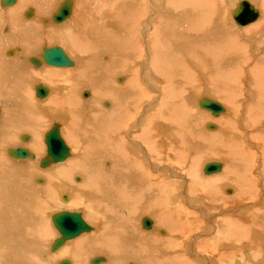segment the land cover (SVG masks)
<instances>
[{
    "label": "bare ground",
    "instance_id": "6f19581e",
    "mask_svg": "<svg viewBox=\"0 0 264 264\" xmlns=\"http://www.w3.org/2000/svg\"><path fill=\"white\" fill-rule=\"evenodd\" d=\"M2 1L3 0H0V6L5 7L2 5ZM65 1L69 2V4H70L69 15L62 22H55L53 19V15L57 13L60 6ZM149 1H150V5H152L153 1L154 2L158 1L160 3V6L161 5H164V6H162L163 8H161L160 10L158 9L159 12H157L158 10L154 9L155 7L153 8V6L149 7V5H147V3H149ZM153 1L152 0H100V1H98V0H90V1L82 0L81 1L82 6H80L81 8L84 9L88 6H93V11H94L93 14H89L90 21H87V22H91V23L83 25L82 21H80V20L84 17V13L77 11L73 17L72 16L73 15V0H63L60 4H58L59 6L55 10V12H53L51 15L49 14L50 19L40 20V22L43 24L49 23V22L51 24H57V25L63 24L62 26H53V28L51 26L50 27L51 31L48 30V32L51 34V33H53L52 31H54V30L61 31V33H63L64 37H61V40L58 39L57 40L58 43H56V44L60 43L62 45V44H65L66 42L69 41L71 43V45H73L75 47V49H77L78 53H76V54L81 55V57H79V58L76 56L78 58L77 59L78 62H76V64L74 65L73 59L71 60L68 57L69 51L66 50V53H67L66 54L65 51L59 47L64 52V54L67 56L69 61H71L72 64L69 66H66V67H57L60 69H57V68L49 69V72L54 73L52 75H54V76L58 75L59 76V78L61 79V83L66 82L67 78H69V80H71V75L74 76V78H72L71 85H69V87L66 88V89H68L67 93L66 94L63 93L64 96H60V97H64L63 98L65 101L64 103L68 105V107H69L68 111L72 117L69 119L68 123L65 120H63L64 123L62 122L63 124H66V126H67V128H65V131H66L65 132V139L67 138L71 143H73L72 146L77 151L76 152L77 156L74 157L75 151L74 152L72 151L74 153V155H73V153H71V149L69 148V146L63 141L65 146L68 148V151H69L68 157L64 161L58 162V163H52L49 161V165L47 167L43 168L40 166V162H41V159H43L47 156L46 145H45V154L44 155H43V153H39L40 143L33 145V151H30L32 149L29 150L25 147L8 148L6 151V154L9 157H11L15 160H19V161L22 160L24 162H26L27 160H35V161L37 160L36 162H37V165L39 168L45 169L46 171L48 170V174L46 177L50 178V180H51L50 182L48 181L46 183V185H43L40 187H29L27 189V188H25V183L23 180V179H25L24 175L26 174L27 177H30L31 174L36 173L37 171H36V169H34V168H36V164L30 163L32 165L31 166L28 163L31 166V168H29V170H27L25 172H22L21 169H19V167H17L18 165H12L5 158H3L0 154V264H49L50 263V262L47 263L46 261H44L45 259L42 261L40 259L42 257H39V256H40V254H42L41 252L43 250L44 245L47 242L46 240L52 235V229H51L50 225L53 224V221L51 220L49 222L51 224H49L42 217V214H41L42 206L41 205L43 202L40 201L36 197V194L41 192V193H44L45 195L48 194L49 196H52V194L54 192L53 189H55V188H53V186H56V189H55L56 191H60V190L66 191L67 190V192H68L69 189H70V191L76 190L77 195H78V199H77L76 204L74 206L79 208L80 203L83 205H87V210L94 213L93 218L96 220V222L101 221V223H103V225L100 228L97 225L92 226V224H91V226H92V228H91V226H89L83 220L90 227L89 231L82 233L83 235L80 234L81 236L80 235L77 236L78 238L75 237L76 239L73 238V239L65 241L59 248H57V252L60 253L59 256H62L64 258L63 260L68 261L70 264H74V263H76V264H86V263L91 264V261L95 258L102 259L98 263V264H102V263L107 262V260H108L107 257H105V254L107 256H109L108 258H109L110 262H107L108 264H132L131 261H134V262L139 261L140 264H196L195 262L189 260L188 257H186L185 252H187V254L192 252V254L194 255V258H192V259L197 260V258L199 257L202 264H210L211 262H213V260H214L213 258H215V256L214 257L212 256L213 257L212 261L209 260V258H211V256L210 257H208V256L207 257L206 256L201 257L199 255V253L196 252V250H195L196 247L198 248V250L199 249L203 250V251L207 250V251L215 254L217 262L219 264H236V263H238L237 259L239 258L238 255H240V253H238L239 244L236 243L235 237L242 236V234L244 232L242 226L245 225V224H243V222H241L239 220V219H241V217L239 216L238 213L234 214L235 215L234 218H230L229 220L227 219L228 221L225 220L223 222L224 231L223 232H217V235L218 236H225V239L223 241L220 239L218 241V243L213 238L212 239H207V238L205 239L204 238L205 240L203 239L202 242L200 243V246H199L196 243H194L193 240L190 241V237H187L188 233H186L187 236L183 235V229L185 227H180L177 223H176V227H177L176 230L179 231L180 235H182L183 237H187L185 240L186 243L183 246H180V243H176L178 241L177 239H179L180 237H177L176 239H173V240H169L170 237H166V239H164V237L161 238L160 236L158 237V235L155 236L153 231H154V228L157 227V225L161 224L162 219L160 217H158L159 218L158 220H155L154 218H152L153 221L149 217H142V216L139 217L140 219L138 218L139 219L138 224L140 225V228H141L140 232L137 230L132 232L134 230L136 224L132 223L131 215L133 212H137V213L142 214V213L147 211V206L145 203H146L147 199L151 198V196L155 193V189H156L155 186L157 185V182L160 186H162L166 189L176 188L178 190V188L183 186L181 184H185L187 178H189L190 179V181H189L190 185H191V182H199L200 187H202L203 190H204V188H208V190L206 189L200 193H199L200 190L197 191L198 193H196V192L191 193L192 199H190L191 200L190 202H186V204L188 203L187 209L193 211L194 207L196 206V203H199V205L201 204V202L198 201V198H199L198 196L200 194L205 195V193L208 192L212 195H215V194H213V192L211 193V191H210V189L216 190V188H212V186H215L217 184H219V186H224L225 184L228 185L227 183L234 184V187H235L236 192H237V196L235 197V199H233V200L231 199V202H233V204H235L236 206L239 205L240 207H241L240 204L243 203V205L245 207V206H247V204L244 202L245 200L254 199L253 195H252L253 197H250L251 195L248 197L247 195L248 194H254L255 195L257 190H258V186L261 187V183H262L261 181L264 180V177H263V179L257 177L256 180L252 179L251 181H245L242 178V176L237 175L238 171L235 168H233L235 165V161H233V159L237 153H241V154L243 153V150H241L242 146L237 147L236 144H234V138L233 137H231V139H229L231 141V144L228 145L224 141H220V138L222 136L220 138H218L216 142L219 144L225 143V145H222V146L226 147L227 151L222 150L221 152L220 151L219 152L220 153L229 152V154L227 153L226 155L221 154V158L223 156H226V158H228V162L230 163V165L225 163L223 166L224 168H222L223 164L221 162L211 161V162H207V163H218V164H220L221 169L224 170L223 173L220 176H218L217 178H206V179H203V178L201 179L195 174L193 168L196 166V163H198L199 160L205 159V157H206V154L204 153V151H202L200 153V156L197 158H194V159H189L187 156H184L185 159L190 161L189 169H188L189 172L187 171L185 174L184 173L185 171H184L183 172L184 179H181V176H179L177 174V171H179L178 170V167H179L178 158L175 159L176 156H174V155L178 152H182L184 149L181 150L180 148H176L174 145V142H175L174 141V139H175L174 135L176 132L171 131V130L173 128H176L175 127L176 124L174 125V127L172 129L167 128L169 130L170 134H168L169 138H165L164 133H166V131L163 129V127H161L163 125H154L153 127H151L148 124H143L142 126H139V124L141 122H143V119L140 118L141 117L140 115H139L140 117L137 115L129 116L127 111H125L123 108L122 109L120 108V107L124 106L123 103L119 100V99H123V97H125L127 100H130V101H131V97H132V99L134 101H139V104H140V102H143L142 99L143 100H149L152 97V96L150 97L149 94L148 95L145 94V96H143L142 93L140 92V84H139L140 82L137 81L136 79L135 80L137 82L136 81L133 82L131 80V77H130V71H132V68H135L134 71H135L136 78H138L140 81H142V79H143L144 85L146 84L149 89L154 88L145 78H143L142 75H144V73H142V75L139 76V74H141V70H143V69L138 70V68H139L138 66L142 67L146 62L144 60H141L139 63L136 62V64L138 63V65L134 64L132 66V64H131L132 63L131 60H133L135 63V59H138L135 57V55L138 54L137 51L141 52L142 50L146 51L148 49H151L153 51V53L155 54L154 60H152V59L150 60V57L148 58L149 63L152 61L153 68H151V70L158 72L159 75L166 80V82H165L166 84L171 79H172L171 84H174L176 77L180 74V73H178V71H179L178 68L180 67V68H183L182 70H184V67L186 69V67L188 66V69H189L190 68L189 63H191L192 60L195 61L194 62L195 67L199 66V68L200 67L205 68V70L207 71L206 72L204 70L203 71L201 70L202 73L199 72V74L202 75L201 78H203L202 79L203 81L205 80V77H206L205 75L209 76L206 73L210 74L209 71L213 72V70H216L217 73H215V74L216 75L218 74L216 76V77H218V80L216 79L217 80L216 81L213 79V81H216V83L212 84V87L209 89L212 91V94L214 93L215 95H218L219 94V88H221L223 90L221 98H223V99H225L227 95H230V93H232V96H233L237 92L236 87H234L236 77H238L237 73L240 72L239 70H236V67H235V66H237V62L240 63L243 67H245V65H247V62L249 60L248 57L256 56L255 53H254L255 55H253V54L250 55L251 52L249 54H247L248 52L247 53H244V51L242 52V47H241L242 41H239V40L233 41L232 38H231L232 41L226 40V39H228L227 36L229 35L230 31L232 29H234L232 26H231L232 28H230V27L227 28L226 27L227 25H225L226 23H224L222 20V19H224V16H225V14H223V12H224L223 9L225 8V4L227 3V1H225V0H153ZM241 1H243V0H241ZM244 1H247L249 6L255 12H257V14H258L257 18H256V20H257L259 14H260V11L256 8L255 5L250 3L248 0H244ZM14 2H15V0H14ZM54 2H55V0H17V4L15 6L9 8L3 12L0 11V29H1V26L3 24L1 21L5 20L7 17H8V20H11V22H9V23L13 24V22H15V21L17 22L19 20V18L21 17V15L25 14V10L28 8L27 6H29V5H34V7L36 6L37 7L36 10L38 11V13L43 16V15L47 14L48 12H50L52 9H54V7H55ZM13 4H10V5H13ZM10 5H6V6H10ZM155 5L159 6V4H157V3ZM238 6H239V4H232V6L229 8L228 16H229V19L231 20V22H234V24L239 28V27H244V26L237 25L233 19V14L235 13ZM156 8H159V7H156ZM127 12L129 13V16H126ZM150 12H151L152 16L148 19H149V21H154V24H156L155 26L153 24V26L155 28L153 29V27H152L153 31L150 32L153 36V39L152 40L149 39L148 35L150 33H147V31H149V29L147 31H145L146 33H145V35H143V38L147 37L146 38L147 43L141 41L142 42V48H143L142 50L139 49L141 51H139L137 48L134 47V45H136V43L135 44L132 43V42H136L134 38H133L134 41H132L131 40L132 38L130 39L129 38L130 35L128 36V34L125 37L121 33H117V34L113 33V31H112L113 26L109 27L108 21H107L108 22L107 24L105 22H103V20L106 17H110V20H111V18H113L114 20L115 19H118V20L121 19V21H124L126 23V25H127L126 27H127V31H128V29L130 27V24H128V21H130V23L133 24L134 22L132 23L131 21L135 20L138 17L140 18L145 13L147 16V13L149 14ZM125 13H126V15H125ZM34 14H35L34 9L32 10L31 8H29L25 17L26 18H32V17H34L33 16ZM19 15H20V17H19ZM255 21H253V22H255ZM139 22H140V20H139ZM143 22H145V21H141L140 24L143 25ZM32 23H33L32 21L28 22L27 25L30 26ZM117 23H120V22H117ZM249 24H251V23H249ZM249 24H247V25H249ZM121 25H122V23H121ZM146 25H148V24H146ZM247 25H245V26H247ZM123 26H124V24H123ZM131 26H133V25H131ZM148 26H147V28H148ZM187 26L194 27L193 29L196 32L200 31L201 33H203V34H201V36L203 35V40L200 38L201 39L200 41H202L200 44L197 41L199 39L198 38L193 39L194 37L192 35H191V38H188V40L181 39V37H183V35L180 37L179 33L183 32L185 27H187ZM110 28H112V29H110ZM188 28H186V30ZM36 29H37V27H36ZM144 29L146 30V27H144ZM21 30H23L24 33L19 32V36L23 35L24 37H22V39H23V42H25L24 62L29 63L31 58H36L40 54V44H39L38 40L35 38V32L33 30L25 29V28L21 29ZM131 30H132V28H131ZM133 30H135V29H133ZM188 30H190V29H188ZM238 31L240 34H242L241 30H238ZM16 32H17V29H16ZM126 32H124L123 34H126ZM130 32L131 31H129V33ZM245 32H252V29L245 30ZM159 33H160V36H159ZM56 34L58 36L59 32ZM198 34H200V33L198 32ZM54 35H52V36H54ZM132 35H136V34L133 33V31H132ZM204 35L207 38H205ZM233 35H232V37H233ZM262 35H263V33H262ZM57 36H56V38H57ZM229 36H231V35H229ZM136 37H137V35L135 36V38ZM197 37H199V36H197ZM127 38H129V40L132 42H130ZM140 38L141 37H139V39L138 38H136V39H138V41H139ZM8 39H9L8 37L4 38V37L0 36V99L5 100L6 96H7L11 101H13L18 106V108L16 110H14L12 113H10L9 116H4L2 121H1L0 128L4 132H6V136H8V137L0 139V148L3 147V146H1L2 144H8V143L9 144H15V142H16L15 135L17 133V127L18 126H21V129H23V130L40 129L41 123H39L37 121V118L45 120V116L47 117V115H48V114H46L47 111L42 110V108L37 106L35 103H30L28 98L24 96L22 91H20L19 85L23 86L25 84H28L29 78L32 79L33 75L31 73H27L23 70L21 72L20 77H19L18 82H17V78L15 76H17L16 74L19 73V67L16 65H14V66L11 65L7 60H4V58L2 57V52H3L2 48H4L8 44V41H10ZM141 40H142V38H141ZM179 40H180V43L178 42ZM234 40H236V39L234 38ZM186 41H187V43H185ZM196 41H197V47L198 48L201 47V49L200 48L197 49L196 47H194L193 44ZM245 41H247V40H245ZM138 43H140V42H138ZM184 43L186 45L184 47L186 49V51L191 50L192 52H198L199 57H201V58H199L197 60L194 58H188V56L191 53L189 54V52L183 51L185 49H183L181 52L180 49H178V48H179L180 44H181V46H183ZM226 46H228V48ZM253 47L255 48V52L264 51L262 49L259 50V47H261L260 44L254 43V46L252 45V48ZM49 48H46V49H49ZM51 48H54V47H51ZM69 48H71L70 45H69ZM180 48H182V47H180ZM215 49L219 50L220 52L217 53L215 51ZM246 49H247V47H246ZM22 50H23V48H22ZM251 50H253V49H251ZM10 51H8V54H10ZM144 51H143V53H144ZM101 52H108L106 57L105 56L104 57L107 59H111V61L106 62L104 60V63L99 64L98 60H97V56ZM143 53H142V55H143ZM151 53L149 50L148 54L150 56L153 55ZM83 55H86V57H83ZM248 55H250V56H248ZM136 56H138V55H136ZM262 56H264V55L261 54L259 60L263 61V63H264V57H262ZM133 58H135V59H133ZM40 60L43 61L42 55H41ZM139 60H140V58H139ZM187 60L189 61V63ZM236 60H237V62H234ZM232 62H233V64L236 63L235 66L233 64L229 65ZM255 62H257V61H255ZM44 63H45V61H44ZM121 63H122V65L119 68L117 73L119 76L121 75V77H119L121 79H118V81L122 82V80H123V83L121 85H113V79L115 80V78L113 76L112 87H111L110 82H109V77L111 74L115 75V73H116V71H117V69ZM13 64H15V63H13ZM33 65L37 66V65H40V63L38 62V64H36L33 61ZM7 66H10V68H11V71L8 72V74L6 72ZM48 66H50V65H48ZM226 66H230L232 71L229 73L227 71H224L223 69ZM252 66L253 67H252L251 71L253 72V76L255 75L254 78H256L258 80V82L260 83V84L257 83L256 85L253 84L254 87H256L255 96H258L260 99L257 97V102H255V105H254L255 111L254 110L252 111V113H256L259 116V118L255 117V116L254 117L250 116V119L253 121H256V122H264L262 120L263 119L262 117H264V109H263V112H261L263 114L259 115V110L264 105V66H258L255 64ZM12 67H13V69H12ZM51 67H54V66H51ZM69 67H71V69H66ZM237 67H239V64ZM61 68H63V69H61ZM46 70L48 71V69H46ZM45 71H43V70L37 71V72H35V75L40 76ZM192 71H193V66H192ZM192 71H189V72L187 71L186 74H190V72H192ZM56 73H57V75H56ZM123 74H128L129 78L127 80H125V76H123ZM181 74H182V72H181ZM155 76H156V74H155ZM190 76H191V74H190ZM97 77L99 79V81H98L99 85H100L99 88L105 94L101 95L100 93H94V94L91 93V95L93 94L92 95L93 97H105V96H107V98H109L110 100H112L114 102V105L111 107V109L102 111L104 113L102 115L103 120L100 119V116L102 114L100 112L96 115L91 114L90 116H88V115L81 113L77 110V109H80L81 106L88 107L91 105L92 99L86 100V101L80 100L79 95L81 96V94H82L83 98H87L89 96L88 91L83 92V90L80 91V89L83 86L90 84L91 82L95 81V79ZM188 77H187V79H189ZM209 77H212V76H209ZM213 77H214V74H213ZM158 78H160V77H158ZM182 78H184V77H182ZM228 78H229V81H233L231 83L228 82L229 85L232 83L233 84L229 88H226L224 86L225 85L224 82L227 81ZM254 78H253V80H255ZM199 80H200V78H199ZM209 80H210V78L207 80L208 84L210 83ZM237 80H240V79L238 78ZM36 81H37V83L39 82L38 79H36ZM183 81H184V79H183ZM185 81H186V78H185ZM185 81H184V84H185ZM190 82L191 81H189V83ZM197 82L198 81H196L195 83L197 84ZM255 82H256V80H255ZM143 83L141 82V86L143 85ZM195 83H194V85H195ZM220 83H222L223 86H216ZM198 84H199V82H198ZM251 84H252V81H251ZM186 85H187V83H186ZM246 85H250V83L246 84ZM37 86H43L44 88H46L44 85H41V84H39ZM65 86L66 85H61V88L65 89ZM196 86H198V85H196ZM196 86H194V87H196ZM210 86H211V84H210ZM236 86H237V84H236ZM36 87H35V89H36ZM166 87L171 88L170 83H169V86H166ZM174 88L175 87H173V89ZM186 88H188V87H186ZM204 88H206V87H204ZM46 90H47V93H46V96H47L48 89L46 88ZM210 90H208V91H210ZM175 91H176V89H175ZM175 91H173V92L175 93ZM187 91H188V89H187ZM196 91H198V90H196ZM176 92H178V91H176ZM201 92L203 93V91H201ZM202 93H200V94H202ZM35 94H36V92H35ZM174 95H176V94H174ZM237 95H238V93H237ZM46 96L43 98H40L36 95V97L40 100L45 99ZM57 96H59V95H56L55 100H56V98H58ZM172 96H173V94H167V95H165L164 99H166V98L173 99ZM193 96H195V95H193ZM201 96H203V95H201ZM204 96H207L206 93ZM208 97L209 96L199 97V99L197 100V105L200 109H202L199 106V103L201 101L211 100V101L218 103L223 109V111L220 112L216 116L212 115L211 112H209L208 110L203 109V110L209 112L212 117H219L221 114H224L227 112L225 105L223 107L219 102L215 101L212 98H208ZM154 99H152L151 101H153ZM155 100H157V97ZM163 100L162 101L160 100L161 101L160 104H157L158 107L156 106L157 107L156 115H161V114L165 113V115L173 117L171 119V121H173V122H176V120H178L177 118H179V121H180V118L182 117L183 121L181 120V122L186 123L183 118H184L185 113L186 112L189 113V111H186L184 113V111L180 109L181 106H184V107L187 106L188 99L186 98V96H184V97L182 96L181 99H179L176 96V99H174V100H178L180 102L179 104H176V105L167 104ZM113 102H111V103L113 104ZM158 103H159V100H158ZM104 104H107V103H104ZM147 104H148V101H147ZM190 104H191V102H190ZM58 105H59V103H58ZM60 105H61V103H60ZM149 105H152V104H149ZM50 106H51V104H50ZM144 106H146V105H144ZM53 107H54V105H53ZM106 107H108V106H106ZM61 108H63V107H61ZM51 109H53V108H51ZM165 109L167 110V112L165 111ZM45 110H46V108H45ZM247 110H249V109H247ZM49 112L50 113H49V116L47 117L46 121L49 122L48 118L51 119V118H53V116H58V119H60L59 120L60 122L57 121V122H53V123H54V125L55 124L58 125L59 135L61 137L60 126H59V123L61 124V116L58 115L53 110H51V111L49 110ZM174 113L177 115H175ZM135 114H137V113H135ZM66 115H68V114H66ZM107 115L112 116V118H111L113 121L112 125L109 124V122L107 120ZM136 116H137V118H136ZM154 116H155V114H154ZM185 117L188 120V118H187L188 116H185ZM235 117H237V116H235ZM54 118H57V117H54ZM128 118L130 121L133 120L135 122L133 123V121H132V123H130V125H128V126H126L127 124L124 125V123L122 122L121 127H119L118 123H119L120 119H122L123 121H126ZM50 122H52V121H50ZM230 122L231 121L224 120L222 123H225L226 126H230V125H228V124H230ZM50 125H48V126H50ZM209 125L213 126V128H209L208 127ZM61 126H62V124H61ZM92 126L97 127V129L94 132L91 131ZM204 126H206V129H208V130H213L216 127L212 123H207ZM135 127L137 129H139L140 132L138 131L139 133L131 134L130 129H133ZM164 127H168L167 124ZM50 129H48L44 133V135L42 133L43 138H44V144H45V135ZM180 129H182V130L178 131V133L182 131V135H180V137L178 136V138L183 137V139L185 138V140L187 141L186 135L189 132V129H187L184 124H182L180 126ZM32 131H30V132H32ZM263 131H264V127H263ZM193 134H194V132H193ZM245 134H247V133H245ZM30 138L31 137L27 134L22 133V134L18 135V140L21 139V140H19L21 142L30 141ZM241 138H242V136H241ZM244 138H245V136H243L242 139L244 140ZM61 139H62V137H61ZM83 139H85L84 143H83ZM115 139H118V140L115 141ZM206 139L207 138L202 139V141L206 140ZM166 140H168V142L170 140V141H172V143L171 144L168 143L169 144L168 145L166 143L167 142ZM180 141H181V139H180ZM33 142H37V141H33ZM183 142H185V141H183ZM210 146H212V145H210ZM214 146L216 147V145H214ZM17 148H23V149L28 150L29 153L31 155H33V158L28 157L26 159H19V158H15V157L10 156L9 151L17 149ZM35 155L36 156L39 155L42 158L40 160L36 159ZM90 155H91L90 159H92V155H94L95 157L96 156L97 157H103V156L111 157L114 160V165H113V167H111L107 170L101 171V170H99V163L98 162H95V164L92 163L91 169L93 170V172H95L94 173L95 177L90 176V177H87L86 179L84 178L81 181V183L75 184V182L73 181V178L69 177L68 172H70V175H75V174L80 173L82 170H84V168H85L84 167V161L88 160V157ZM219 155L220 154H218L217 152H215V154H214L215 157H218ZM227 155H228V157H227ZM35 161H34V163H35ZM191 161H193V163H191ZM224 161L226 162L225 159H224ZM61 163H65L64 164L65 169L62 167ZM141 163L144 165V167L146 169L157 168V170H163L165 168L166 171H170L168 169V168H170L175 172L173 174L177 175L176 179H174V182H172L171 180H168L165 182L163 179H161V175L157 171H155V175H152V177L146 176L142 172V171L145 172L146 170H143L140 167ZM207 163H205L204 166ZM19 165L22 167V164H19ZM33 165H35L34 168H33ZM53 165H55V166L59 165V167L58 166L55 167ZM263 165H264V160H263ZM24 166L25 165L23 164V167ZM204 166L202 167V173L204 175H208V176L215 175L221 171V169H220L219 172L212 173V174H205L203 171ZM166 167H168V168H166ZM263 167H262V169H259V170H261L262 175L264 174V168ZM26 169H27V167H26ZM5 170L7 171L8 175L6 177H3V176H1V173L4 172ZM65 171H67V175L65 177H62V174ZM243 171H242V173L247 172L245 170H243ZM20 175H21V178L17 179V176H20ZM37 175H38V173H37ZM39 175H40V173H39ZM75 178L77 181L81 180V178H79L77 176H75L74 179ZM146 178L150 179L152 181V184L145 181ZM33 180L39 184L40 183L43 184V179H41V178H36ZM177 181H179L180 183L177 184L176 183ZM53 182L58 184V185H54ZM254 182H255V184L257 183V185L259 184L257 186V189L254 187ZM181 188H183V187H181ZM100 189L102 190L104 195L107 196V199L104 198L106 200L105 206H101L100 204L96 203L95 201H91L90 203H87L84 201V198L87 196L92 197V196H96V195L101 194V193H97V192H100ZM235 189H234V193H235ZM131 190H133V191H131ZM223 192L227 195L232 194V190L229 189V187H226ZM257 193L260 194V197H262L264 200V186L262 187V189L260 188V193L259 192H257ZM60 195H61V200L63 202L69 201V197L67 194L61 193ZM244 195H246V197ZM161 196L165 197V190L164 189L162 190ZM205 197H202V198L204 199ZM49 198H51V197H49ZM74 198H76L75 194H74ZM255 199H254V201H255ZM34 201H36V202H34ZM249 203H251V201ZM257 203L256 204L254 203V204L257 205ZM154 205L157 207H154L153 209H150V210L157 211L159 209L162 211V213L164 212L165 214L167 212L170 213V212L174 211V209H173L174 206L172 207V203H171V201H169V198L166 201L163 200L162 203L160 201L159 203H155ZM205 208H207V207H205ZM205 208H204V206L201 207V209L195 208L196 210H194V211L198 215L194 214V212L192 214L185 212L187 215H189L188 216L189 220L191 219V221L188 223V225H189V229H191L192 231L195 232V231H202L203 230L202 229L203 223L200 222V224H194L192 222V219L195 220L199 217L200 221L203 220L205 222L206 221V218H205L206 213L204 212V210L206 211ZM77 211H78V209H77ZM254 211H255V209H254ZM261 211L259 212L261 215L258 218L259 220L261 218V220L260 221L257 220V221H259L258 223H260L261 221H264V213ZM62 212L78 213L81 215V218H82L81 212L61 211L59 213H62ZM230 213H232V211ZM241 214H244V212ZM56 215H57V213H56ZM196 215L198 217H196ZM207 215H208V213H207ZM171 216L173 217V219L169 217L171 223L177 222L179 220V218L178 219L175 218L176 217L175 214H172ZM207 217H209V215ZM255 217H256V215H255ZM182 218L183 217H181V219ZM247 218H248V216H247ZM144 219H148L151 222V226L149 229H146L142 226V222ZM208 220H207V223L209 222ZM213 220H214V218H213ZM233 222H236V225H232ZM249 224H250V222H249ZM53 226H54V224H53ZM151 228H152V232H150L148 234L141 232V230L147 232ZM122 229H124L123 232L132 233L133 238H135L137 240V243L139 246L131 245L128 248V247L124 246L123 244H121V242L119 240L120 238L117 236V234L115 232L119 233L118 230H122ZM244 229L247 231V233L248 232H254V234H255V232H257V231H255V229H252L250 226H248V227L244 226ZM258 229H262L264 231V223H262L261 227ZM56 231H57V229H56ZM246 231H245V233H246ZM162 232H163V230H162ZM171 232H173V231H171ZM151 233H153V234H151ZM58 234H59V232H58ZM102 234H105L106 237H101ZM167 236H168V234H167ZM59 237H60V234H59L58 238ZM123 238H124V240L130 239L129 236L128 237L124 236ZM213 241L215 242L214 243L215 245H213ZM174 244H177L178 245L177 248L182 250V252L180 251L181 254L177 253V252H179V250L176 251L177 248L174 247ZM229 244H231V245H229ZM170 245L172 246V248H175V250L173 252H171V255L174 254V257H175L174 259H170V256H168L167 258H163V257L168 255V252L164 249L158 250V251L153 250L155 248V246H162L165 249H169ZM194 245L196 246L195 248H194ZM202 247L206 248V249H201ZM242 248H244V247H242ZM59 249L60 250L66 249V250L60 251ZM134 249H136V250H134ZM231 251L233 253H230ZM245 251H246V249H245ZM98 253H103L104 257L103 256H97ZM246 253H247V255L250 254L251 256H254L255 251H252L250 249V250L246 251ZM93 254L94 255L96 254L95 256H97V257H94ZM203 254H201V255H203ZM51 255H52V253H51ZM92 255H93V257L90 258V256H92ZM206 255H207V253H206ZM53 256H54V254H53ZM251 256H249V257H251ZM65 257L69 258L71 260V262L68 259H66ZM125 257H126V259H125ZM233 257H234V259L231 260ZM63 260L58 261L56 264H59ZM230 261H231V263H230ZM244 261L247 262V259L245 258ZM213 263L216 264L215 262H213Z\"/></svg>",
    "mask_w": 264,
    "mask_h": 264
},
{
    "label": "rangeland",
    "instance_id": "374dc122",
    "mask_svg": "<svg viewBox=\"0 0 264 264\" xmlns=\"http://www.w3.org/2000/svg\"><path fill=\"white\" fill-rule=\"evenodd\" d=\"M62 1L63 0H55V2H54L55 3L54 9H52L50 12H48L47 14H45L43 16L38 13V11L36 10V8H37L36 6L34 7V5H29V6H27L28 8L25 10V14L24 15H21V17L19 15L20 18H19V20L17 22L15 21V22H13V24L12 23H9V22H11V20H8V17L5 20H2L1 21L3 24H2L1 29H0V33H1L0 36L1 37H4V38L5 37L6 38L8 37L9 38L8 40H10V41L7 40L8 41V44L4 48H2L3 49L2 57L4 58V60H7L11 65H13V66L16 65V66L19 67V73L16 74L18 77L15 76V77H17V82H18V79L20 77V74H21V72L23 70L25 72L31 73L33 75L32 79L29 78L28 84H25L23 86L22 85H19L20 86V91L23 92L24 96L28 98V100L30 101V103H35L37 106H39L40 108H42V110L47 111L46 112V114H48L47 117L49 116V113H50L49 110L50 111L53 110L58 115L61 116V124H62V126L59 123L60 122L59 121L60 119H58V116H53V118H51V119L48 118L49 122L46 121L47 120V117L46 116H45V120H42L40 118H37V121L39 123H41V128L40 129H37V130H35V129L33 130L32 129L33 131L32 130H23V129H21V126H18L17 127V133L15 135V140H16L15 144H9L8 143V144H2L1 145V146H3V147L0 148V154H1V156L3 158H5L12 165H18L17 167H19V169H21L22 172H25V171L29 170V168H31V166H32L31 164H36V168H34L35 165H33V168L36 169V171H37L36 173L31 174L30 177H27L26 174L24 175L25 179H23V180H24V183H25V188H27V189L29 187H40V186L46 185V183L48 181L50 182L51 181L50 178L49 177H46L47 174H48V170L46 171L45 169L39 168L38 165H37V162H36L37 160L36 161L35 160H27L28 162L27 161L24 162V161L20 160L21 161L20 162L19 160H15V159L9 157L6 154V151H7L8 148L25 147V148H27L29 150L32 149L30 151H33V145H35L37 143H40L39 153H43V155H44L45 154V144H44L43 135H44V133L48 129H50L51 127H53V125H54L53 122L59 121L58 123H59V126H60V134H61V137H62L63 141L69 146V148L71 149V153H73L75 151V155L73 153L74 157L77 156V153H76L77 151L72 146L73 143H71L67 138H66L67 140L65 139V132H66L65 131V128H67V126H66V124H63L64 123L63 120H65L68 123L69 119L72 118V117L69 114V111H68L69 110V107H68V105L64 103L65 102L64 99H63L64 97H60V96H64V94L67 93L68 89H66V88H68L69 85H71L72 78H74V76L71 75V80H69V78H67V81L66 82L61 83V79L59 78V76L57 75V73H56L57 76H54V75L50 74L49 71L46 70V69L57 68V67L48 66L44 62H42L40 60L41 55L43 54L42 51H41L42 48L46 49L47 47L49 48L50 46H58V47L62 48L65 51V53H66V50H68L69 51L68 57L71 60L73 59L74 65L76 64V62H78L77 59L79 57H81L80 54L79 55L76 54V53H78L77 49H75V47L73 45H71V43L69 41L66 42L65 44H62V45L60 43L59 44H56V43H58V41H57L58 39L61 40V37H64V35H63V33H61V31L54 30V31H52L53 33H51V34L48 32V30L51 31V29H50L51 26L53 28V26H62L63 24H58L57 25V24H51L50 22L43 24V23L40 22V20H43V19H50V15L53 12H55V10L57 9V7L59 6L58 4H60ZM81 1L82 0H73V15L72 16L74 17V14H76L77 11L82 12V13H84V17L80 21H82L83 25L84 24H89L91 22H87V21H90L89 14H93V12H94L93 11V6H88V7H86V8L83 9V8L80 7V6H82ZM88 1H90V0H88ZM98 1H100V0H98ZM225 1H227V3L225 4V8L223 9L224 10L223 14H225V16H224V19H222V20H223L224 23H226L225 25H227L226 26L227 28H229V27L230 28H232V27L234 28L229 33V35H231V36L228 35L227 36L228 39H226V40L227 41H229V40L230 41H232V40L233 41H238V40L239 41H242V43H241L242 44L241 45L242 52L243 51H244V53H247L248 52L247 54H249L251 52L250 55H252V54L255 55L256 54V56H253V57L250 56V55H248V56H250V57H248L249 58V60H248L249 63L247 62V65H245V67H243L240 63H238L237 60L234 61V62H237V66L239 64V67L235 66L236 63L233 64V62L231 64H229V65H232L233 64L236 67V70H239L240 72L238 71L239 73H237V76L238 77H236L235 85H234V87H236V89H237L236 90L237 92L235 93L236 95L234 94L232 96V93H230V95H227L225 99L221 98L222 93H223V90L221 88H219V94L218 95H215L214 93H213L214 94L213 95L212 94V91L209 89V88L212 87V84H215L216 81L218 80V77H216L218 74L217 75L215 74V73H217L216 70H213V72L215 71L214 73L212 71H209L210 74L209 73H206V74H208L209 76H212V77H209V76L205 75L206 77H205V80H204L205 82H204L202 80L203 78H201L202 75H200L199 72L202 73L203 70L204 71H206V70H205V68H201V67L199 68V66L198 67H195L194 66V62H195L194 60H192L191 63H189V61L187 60L188 63H189V66H190L189 69H188V66L186 67V69L184 67V70H182L183 68H180V67L178 68V70H179L178 73H180V74L176 77V80H175L174 84H171V80L172 79L170 81H168V83L166 84L165 83L166 80L164 78H162L159 75L158 72H155L154 70H151V68H153L152 61L149 63L148 58L150 57V60L151 59L154 60L155 54L153 53V51L151 49H148L146 51L142 50L143 49L142 48V42H146L147 43V39H146L147 37L143 38V35H145V33H146L145 31H147L149 29V31H147V33H150L151 31H153V29L155 28L154 26L156 25V24H154V21H149V19H148V18H150L152 16L151 15V12L149 14L147 13V16L148 17L146 16V13H145V14H143V16H141L142 18L141 17L140 18L138 17L135 20L131 21L132 23L134 22L133 24H131L130 21H128V24H130V27H129L128 31H127V27H126L127 25H126V23L124 21H121V19H119V20L118 19H115L114 20L113 18H111V20H110V17H106L107 19L105 18L106 20L105 19L103 20V22H105L106 24L109 22V24H108L109 27H112L113 26L112 27L113 29L110 28V29H112L113 33H116V34L117 33H121L125 37H126L127 34H128V36L130 35L129 38L130 39L132 38L131 39L132 41H134V39H135L136 42L130 41L129 38H127V39L130 42H132L133 44L136 43V45H134V47L137 48L138 50L141 49L142 51L141 50H139V51H141L142 53H143V51H144V53L146 52L145 54L143 53V55H144L143 56L141 52H138L137 51L138 54H136V55H138V56L135 55V57L138 58V59L133 58V59H135V63H134L133 60H131L132 63L131 62L130 63L132 64V66L134 64L135 65H138V63L141 60H144L147 63V64L145 63L142 67L138 66L139 67L138 70L143 69V70H141V74H139V76H141L142 73H144V75H142L143 78H145L154 88L153 89L152 88L149 89L146 84L144 85V83H143L144 80L143 79H142V81H140L138 78H136L135 71H134L135 68H132V71L133 72L130 71V77H131V80L133 82H135L136 80L140 82L139 83L140 84V92L142 93L143 96H145V94L146 95L149 94L150 97L152 96L151 97L152 99H154V98L156 99V97H157V100L154 99L153 101H151L152 100L151 98L149 100H143L141 98L143 102H140V104H139V101H134L132 99V97H131V101L130 100H127L125 97H123V99H119L123 103V105H124L123 107H120V108L121 109L123 108L125 111H127V113H128L129 116H132V115L139 116L140 115L141 117L140 116L139 117L141 119H143V122H141L139 124V126H142L143 124H148L151 127H153L154 125H163L161 127H163V129L166 131V133H164V137L165 138H169L168 137V134H170V132H169V130L167 128H171L172 129L174 127V125L176 124V126H175L176 128H173L174 130L173 129L172 130L170 129V130L176 132L175 135H174V138H175L174 139V141H175L174 142V145H175V147L176 148H180L181 150L184 149L182 152H178V153H176L174 155V156H176L175 159L178 158V163H179L178 170L179 171H177V174L179 176H181V179H184V177H183V172L184 171H185L184 172L185 174H186L187 171L189 172L188 169H189L190 161L187 160V159H185L184 156H187L189 159H194V158L199 157L200 156V153L202 151H204V153L206 154V157H205V159L199 160L198 163H196V166L193 168L195 174L199 178H201V179L202 178L203 179H206V178H217L218 176H220L223 173V171H224L223 169H221V171L219 173L215 174V175L208 176V175H204L202 173V167L204 166L205 163L211 162V161L221 162L223 164L222 165V168H224L223 166H224L225 163H227V164L230 165V163L228 162V158H226V156H223L221 158V154H225L226 155L227 153L229 154V152H227V153H225V152L224 153L223 152L220 153V152L222 150L223 151H227V148L226 147H223L222 145H225V143L228 144V145L231 144V141L229 140V139H231V137L234 138V144H236L237 147L238 146L239 147L242 146L241 150H243V153L242 154L241 153H237L235 155L234 159H233V161H235V165H234L233 168H235L238 171V174L237 175L242 176V178L245 181H251L252 179L256 180L257 177L263 179V177H264V174L262 175L261 170H259V169H262V167L264 166L263 165V160H264V158H263L264 157V155H263L264 154V131H263L264 122H256V121H253V120L250 119V116H252V117L255 116V117H258L259 118V116L256 113H252V111L255 108L254 105H255V102H257V97H258V96H255V92H256L255 89H256V87H254L253 84L256 85L257 83L258 84H260V83L258 82V80L256 78H254L255 75L253 76V72L251 70H252V67H253L252 65H254V64L255 65H258V66H264L263 61L259 60L260 59V55L261 54L264 55V51L255 52V48L254 47L252 48V45L254 46V43L260 44L261 47H259V50H261V49L264 50V42H263L264 41V0H248L250 3H252L253 5L256 6V8L260 11V14L258 16V19L255 22H253V23H251V24H249L247 26L239 27V28L234 24V22H231V20L229 19L228 13H229V8L232 6V4H239V2L241 0H225ZM154 3L155 4L156 3L159 4V6H156ZM16 4H17V0H15V2H14L13 5L5 6V7H1L0 6V11L3 12L5 10H7V9L13 7V6H15ZM147 5H149V7L150 6H153V8L155 7L154 9H157V10L158 9L160 10L161 8H163L162 6H164V5H161L160 6V3L158 1L157 2L156 1L154 2L153 1L152 5H150V1H149V3H147ZM156 7H159V8H156ZM29 8H31L32 10L34 9V13L35 14L33 15L34 17H32V18H26L25 17L26 16V13H27V11H28ZM159 10L157 12H159ZM125 15H126V13H125ZM126 16H129V13L128 12H127V15ZM139 20H140V22H139ZM31 21L33 23L30 26H28L27 25L28 22H31ZM141 21H145V22H143V25L140 24ZM117 22H120V23H117ZM121 23H122V25H121ZM123 24H124V26H123ZM146 24H148L149 26L146 25ZM153 24H154V26H153ZM131 25H133V26H131ZM147 26H148V28H147ZM36 27H37V29H36ZM144 27H146V30L144 29ZM152 27H153V29H152ZM188 27L189 26L185 27L184 31L181 32L182 34L179 33L180 35L179 34L178 35L180 37L183 35V37H181V39H183V40H188V38H191V35H192L194 37L193 39H196V38L199 39L197 41L200 44L202 42L200 40L201 39L203 40V35L201 36V34H203V33H201L200 31H197L196 32L193 29L194 27H189V28ZM24 28L25 29H31V30H33L35 32V38L38 40V42L40 44V54L36 57L37 59L36 58H31V59L38 60L40 62V65L34 66L33 65V61H31V60L29 61V63H25L24 62L25 42H23V39H22V37H24V36L23 35L22 36H19V32L20 33H24L23 30H21V29H24ZM131 28H132V30H131ZM186 28H188L190 30H188V29L186 30ZM16 29H17V32H16ZM133 29H135V30H133ZM249 29H252V32H245V30H249ZM238 30H241L242 31L241 33L242 34H240ZM129 31H131V32L129 33ZM132 31H133V33H135L137 35L136 38L139 39V37H141L142 40L140 38V40L138 41V39L135 38L136 35H132ZM58 32H59V34L57 36L56 33H58ZM124 32H126V34H123ZM198 32L200 34H198ZM262 33H263V35H262ZM195 34L197 36H199V37H197ZM52 35H54V36H52ZM232 35H233V37L236 40H234V38L232 37ZM56 36H57V38H56ZM148 36H149V39L150 40L153 39V36H152L151 33ZM159 36H160V33H159ZM204 37L207 38L205 35H204ZM231 38H232V40H231ZM245 40H247V41H245ZM197 41L193 45L197 49H199V48L201 49V47H199V48L197 47ZM138 42H140V43H138ZM178 42L180 43V40ZM185 43H187V41ZM185 43H184L183 46H181V44H180V46L178 48V49H180L181 52H182L183 49H185L184 48L186 46ZM69 45H70L71 48H69ZM15 46H18V48L15 49L14 48ZM180 47H182V48H180ZM226 47L228 48V46H226ZM246 47H247V49H246ZM22 48H23V50H22ZM44 49H43V52H44ZM251 49H253V50H251ZM10 50H13V51H10ZM149 50H150V53L152 52L151 54H153V55L150 56L148 54ZM8 51H10V54H8ZM183 51H186V49L183 50ZM215 51L217 53L220 52L217 49H215ZM186 52H189V54L191 53L188 56V58H194L196 60L199 59V58H201V57H199V53L198 52H192L191 50H187ZM107 53L108 52H101V53L98 54L97 60H98V63L99 64L104 63V60L106 62L111 61V59L105 58L106 55H107ZM83 57H86V55H83ZM262 57H264V56H262ZM139 58H140V60H139ZM255 61H257V62H255ZM136 62H138V63L136 64ZM13 63H15V64H13ZM121 65H122V63L119 65V67H118L115 75L111 74L110 77H109V82H110V86L111 87H112V78H113V76L115 78V80L113 79V85H121L123 83V80H122V82H119L118 81V79H121V78H119V77H121V75L119 76L118 73H117L118 70H119V68L121 67ZM192 66H193V71H192ZM12 69H13V67H12ZM57 69H60V68H57ZM61 69H63V68H61ZM66 69H71V67L66 68ZM41 70H43V71L46 70V71L42 75H40V76L35 75V72L41 71ZM223 70L224 71H227L228 73L232 71V69L230 68V66H226ZM10 71H11L10 66H7V68H6L7 74ZM187 71L188 72L189 71H192V72H190L191 76H190V74H186ZM181 72H182V74H181ZM155 74H156V76H155ZM213 74H214V77H213ZM123 76H125V80H127L129 78V75L128 74H123ZM157 76L160 77V78H158ZM182 77H184V78H182ZM187 77L189 79H187ZM185 78H186V81H185ZM199 78H200V80H199ZM209 78H210V80H209L210 83L208 84L207 80ZM238 78L240 80H237ZM253 78L256 80V82H255V80H253ZM36 79H38V81H39L38 83H37ZM183 79L185 81V84H184ZM213 79L214 80L217 79V80L216 81H213ZM195 80L198 81L199 84H198V82L196 84L195 83L196 82ZM98 81H99V79L97 77L95 79V81L91 82L90 84H87V85L83 86L80 89V91L83 90V92L84 91H88L89 92V96L87 98H83L82 97V94H81V96L79 95L80 100L86 101V100L92 99V103L88 107L81 106V108L80 109H77V110L79 112H81V113H84V114L88 115V116H90L91 114L96 115V114H98L100 112V113H102L101 116H100V119L103 120V116L102 115L104 113L102 111L103 110H109V109H111V107L114 105V102L112 100H110L109 98H107V96H105V97H93L92 96L94 93H100L101 95L102 94H105L99 88L100 85H99V82ZM189 81H191L193 84L191 82L189 83ZM251 81H252V84H251ZM141 82L143 83L144 86L143 85L141 86ZM228 82L231 83L233 81H229V78H228L227 81L224 82L225 83L224 86L226 88H229L233 84L232 83V84L229 85ZM169 83H170L171 88H169V87L167 88L166 87V86H169ZM186 83H187V85H186ZM194 83H195V85H194ZM249 83H250V85H246V84H249ZM39 84L44 85L48 89V94H47L46 98L43 99V100L38 99L36 97V94L34 96L35 87L37 85H39ZM210 84H211V86H210ZM236 84H237V86H236ZM61 85H66L65 86V89L61 88ZM193 85L194 86L198 85V86L194 87ZM216 86H223V85H222V83H220V84H218ZM173 87H175V88L173 89ZM186 87H188V88H186ZM204 87H206L207 89L204 88ZM175 89L178 92H176ZM187 89H188V91H187ZM196 90H198V91H196ZM208 90H210L211 92L208 91ZM173 91H175V93ZM201 91H203L204 94ZM91 93H93V94L91 95ZM200 93H202V94H200ZM205 93H206L207 96H209L208 98L214 99L215 101L219 102L223 107L225 105V108H226L227 112L224 113V114H221L219 117H212L209 112H207V111H205L203 109H200L198 107V105H197V100L199 99V97H207V96H204ZM237 93H238V95H237ZM167 94H173V96H172L173 99H169V98L164 99L165 95H167ZM174 94H176V95H174ZM56 95H59V96H57L58 98H56L57 101L55 100ZM193 95H195V96H193ZM201 95H203V96H201ZM176 96L179 99H181L182 96L183 97L186 96V98L188 99L187 106L186 107H184V106H181L180 107V109L183 110L184 113L186 111H189V113H187V112L185 113L184 118H183L186 123L181 122L182 117L180 118V121H179V118H177L178 120H176V122H173V121H171V119L173 117L168 116V115H165V113L164 114H161V115H156V112H157L156 110H157V107H158L157 104H160V102L163 99H164L163 101L165 103H167V104H171V105L179 104L180 102L178 100H174V99H176ZM158 100H159V103H158ZM147 101H148V104H147ZM189 101L191 102V104H190ZM111 102H113V104ZM58 103H59V105H58ZM60 103H61V105H60ZM104 103H107V104H104ZM50 104H51V106H50ZM149 104H152V105H149ZM53 105H54L55 108L53 107ZM144 105H146V106H144ZM106 106H108V107H106ZM61 107H63V108H61ZM17 108H18V106L13 101H11L7 96H6V99L5 100L4 99H0V124H1V121H2V119H3L4 116H9L10 113H12ZM45 108H46V110H45ZM51 108H53V109H51ZM247 109H249V110H247ZM263 109H264V105L260 108L259 115H262L263 114V113H261V112H263ZM165 111L167 112L166 109H165ZM135 113H137V114H135ZM66 114H68V115H66ZM154 114H155V116H154ZM175 115H177V114H175ZM137 116H136V118H137ZM185 116H188L187 117L188 120L186 119ZM235 116H237V117H235ZM54 117H57V118H54ZM111 118H112V116L107 115V120H108L109 124L112 125L113 124V121H112ZM262 118H263L262 120L264 121V117H262ZM224 120L231 121L230 124H228L230 126H226L225 123H222ZM50 121H52V122H50ZM132 121L133 120L130 121L129 118L126 121H123L122 119H120L118 125H119V127H121L122 122H123L124 125L127 124L126 126H128V125H130V123H132ZM134 122L135 121H133V123ZM207 123L214 124L216 126L215 129H213V130L206 129V126H204V125H206ZM166 124H167L168 127H164V126H166ZM182 124H184L186 126V128L189 129V132L186 135L187 141L185 140V138L183 139V137L178 138V136L180 137V135H182V131L178 133V131L182 130V129H180V126ZM48 125H50V126H48ZM96 129H97L96 126H92L91 127V131L92 132H94ZM30 131H32V132H30ZM130 131H131V134H136V133H139L140 132L139 129H137L136 127L133 128V129H130ZM193 132H194V134H193ZM22 133L29 135L31 137L30 138V141H27V142H21V141H19L20 139L18 140V135H20ZM42 133H43V135H42ZM245 133H247V134H245ZM241 136H242V138H243V136H245L244 140L241 138ZM7 137L8 136H6V132H4L3 130H1V128H0V139L7 138ZM205 138H207V139L202 141V139H205ZM218 138H220V141H224L225 143H222V144L217 143L216 141H217ZM180 139H181V141H180ZM117 140L118 139H115V141H117ZM33 141H37V142H33ZM166 141H167L166 142L167 144L168 143H170V144L172 143V141H170V140H169V142H168V140H166ZM183 141H185V142H183ZM84 142H85V139H83V143ZM210 145H212L213 147L210 146ZM214 145H216L217 148ZM215 152H217L220 155L218 157H215L214 156ZM90 157H91V155L88 157V160L84 161V167L85 168L80 173L75 174V175H70V172H68L69 177L70 178H73V181L75 182V184L81 183V181L84 178L86 179L87 177H90V176L95 177V174H94L95 172H93V170L91 169V164L92 163L95 164V162H98L99 163V170H101V171L107 170V169L113 167V165H114V160L111 157H106V156H103V157H97L96 156L95 157L94 155H92V159H90ZM227 157H228V155H227ZM35 158L40 160L42 157H40L39 155L38 156L35 155ZM224 159L226 160V162L224 161ZM34 161H35V163H34ZM193 161H191V163H193ZM28 163L29 164L31 163L30 164L31 166ZM19 164H22V167ZM23 164L25 165L24 167H23ZM64 164L65 163H61L62 167L65 169ZM59 165H57V166L59 167ZM53 166H55V165H53ZM57 166H55V167H57ZM26 167H27V169H26ZM140 167H141V169L146 170L145 172L142 171L143 174H145L146 176H150V177H152V175H155V171H157L161 175V179H163L165 182L168 181V180H171L172 182H174V179H176V176H177V175H174L173 173H175V172L172 169L168 168V167H166V168H168L170 171H166L165 168L163 170H157V168L146 169L142 163H141V166ZM243 170H245L247 172L242 173ZM37 173H38V175H37ZM39 173H40V175H39ZM7 175H8V173H7L6 170L1 173V176H3V177H6ZM66 175H67V171L63 172L62 177H65ZM75 176L81 178V180L80 181L79 180L77 181L76 178L74 179ZM18 178H21V175L20 176H17V179ZM36 178L43 179V184H41V183L39 184V183H37L36 181L33 180V179H36ZM145 181H147L150 184H152V181L150 179H147L146 178ZM189 181H190V179L187 178L185 184H181V185H183V186H181L183 188L180 187V188H178V190L176 188L166 189V188L160 186L158 184V182H157V185L155 186V188H156L155 189V193L151 196V198L147 199V201L145 203L146 206H147V211L144 212V213H142V214L137 213V212H133L132 213V215H131V221H132L133 224H136V226H137V227L135 226V228H134V230L132 232H134L135 230H137V231L140 232V229L141 228H140V225L138 224L139 223V219H140L139 217H141V216L142 217H149L151 220H152V218H154L155 220H158L159 219L158 217H160L162 219V222H161V224L157 225V227L154 228V231L153 232H154L155 236L158 235V237L159 236L161 238L164 237V239H166V237H170L169 240H173V239H176L177 237H180L179 239H177L178 241L176 242V243H180V246H183L186 243L185 240H186L187 237H190V241L193 240V242L196 243L199 246H200V243L202 242V240L204 238L205 239L206 238L207 239H212L213 238L218 243V241L220 239L222 241L225 239V236H218L217 235V232H223L224 231L223 222L225 220L228 221L230 218H234V216H235L234 214L235 213H238L239 216L241 217V219H239V220L241 222H243V224H245V225L242 226V228L244 230L242 236H240V237L237 236L238 238L235 237L236 243L239 244V247H238L239 248V251H238V253H240V255H238L239 258L237 259V262L239 264H242L243 262H244L243 264H264V231L262 229H258V228L261 227L262 223H264V221H261L260 223H258L261 220V218H260V220L258 219L259 216L261 215L259 212L262 210L261 212L264 213V200H263L262 197H260V194L257 193V192L260 193V188L262 189V187L264 186V180L261 181L262 182L261 183V187L258 186L259 184L258 185H257V183L255 184L256 181L254 182V187L257 189V186H258V190H257V192H256L255 195L254 194H248L247 196L249 197L251 195L250 197H253L254 196V199L255 198L256 199H255V201H254V199H252V200H250V199L245 200L244 202L247 204V206H245V207H244L243 203L240 204L241 207L239 205H238L239 206L238 207L235 204H233V202H231V199L233 200L237 196L236 189L234 187V184H232V183H227L228 185L225 184L224 185L225 187L224 186H219V184H217L215 186H212V188H216V190H211L210 189V191H211V193L213 192V194H215V195H212V194H210L208 192H206L205 195L204 194H200L198 196L199 197L198 198V201L201 202V204L199 205V203H196V206L194 207V210L201 209V207H203V206H204V208L207 207V208H205L207 212L204 210V212L206 213V215H205L206 221L205 222L203 220L202 221L199 220V217L197 216L198 214L195 213L194 210L192 211V210L187 209V204L188 203L186 204V202H190L191 201L190 200V199H192L191 193H195V192L198 193L197 191H199V190H200L199 191V193H200V192H203L206 189L208 190V188H204V190H203L202 187H200L199 182H191V185H190ZM176 183L179 184L180 182L177 181ZM54 185H58V184L54 183ZM226 187H229V189L232 190V194L227 195V194H225L223 192ZM53 188L56 189V186H53ZM55 189H53L54 192H53L52 196H49L48 194L45 195L44 193H41V192H39V193L36 194V197L40 201L43 202L42 205H41L42 206V212H41V214H42V217L45 219L46 222L49 223L52 220L53 216H55L56 213L58 214L61 211H76V212H81L83 220L89 226H91V224H92V226H94V225L96 226L97 225L100 228L103 225V223H101V221L96 222V220L93 218L94 213L93 212H90L89 210H87V205H83V204L80 203L79 208L74 206L76 204L77 199H78V195H77V191L76 190H71L70 191V189H69L68 192H67V190L66 191H64V190L56 191ZM163 189L165 190V197H162L161 196ZM234 189H235V193H234ZM131 191H133V190H131ZM61 193L67 194L68 197H69V201L63 202L61 200V195H60ZM73 193L75 194V197L76 198H74V194ZM97 193H101V194L96 195V196H92V197L91 196H87V197L84 198V201L87 202V203H90L91 201H95L96 203L100 204L101 206H105L106 200L104 198L107 199V196L104 195V193L102 192L101 189H100V192H97ZM244 196L246 197V195H244ZM49 197H51V198H49ZM202 197H205V198L203 199ZM168 198H169V201H171V203H172V207L174 206L173 207V209H174L173 212H170V213L167 212L165 214L164 212L162 213V211L159 210V209L157 211L150 210V209H153L154 207H157V206L154 205L155 203H159L160 201L162 203L163 200L166 201ZM250 201H251V203H249ZM34 202H36V201H34ZM254 203L255 204L257 203V205H255ZM77 209H78V211H77ZM254 209H255V211H254ZM231 211H232V213H230ZM185 212L190 213V214H192L194 212V214H197L196 217H198V218L195 219V220L192 219V222L194 224H200V222L203 223V227H202L203 230L202 231H195L194 232L191 229H189L188 223L191 221V219L189 220V218H188L189 215H187ZM243 212H244V214H241ZM207 213H208L209 217H207L208 216ZM172 214H175V216H176L175 218L176 219L179 218V220L177 222H174V223H171L170 222V218L173 219V217L171 216ZM254 214L256 215V217H255ZM247 216H248V218H247ZM181 217H183V218L181 219ZM212 217L214 218V220H213ZM207 220L209 221L208 223H207ZM257 220H259V221H257ZM249 222H250V224H249ZM176 223L180 227H185L183 229V235L184 236H187L186 233H188V236L187 237H183L182 235H180V232L176 230L177 229ZM49 224H51V223H49ZM51 225H50V227L52 229V235L46 240L47 242L44 245L43 250L41 252L42 254H40L39 257H42V258H40L42 261L45 259L44 261H46L47 263L50 262L49 264H56L58 261L63 260L64 258L62 256H59L60 253H58L57 250H55L54 252L52 250V247L51 246H52L53 242L58 238L59 234L56 231V229L53 226V224H51ZM232 225H236V222H233ZM92 226H91V228H92ZM244 226H247V227L250 226L252 229H255V231H257V232H255V234H254V232H248L247 233V231L244 229ZM157 230L158 231L159 230H163V233L164 234H160ZM118 231H119V233L118 232H115V233L120 238L119 240H120L121 244H123L124 246H126L128 248L131 245L139 246L138 243H137V240L135 238H133L132 233L123 232L124 229L118 230ZM171 231H173V232H171ZM245 231H246V233H245ZM141 232L148 234V233L152 232V228L150 230H148L147 232L146 231H143V230H141ZM151 234H153V233H151ZM167 234H168V236H167ZM124 236L125 237H128L129 236L130 239L129 240H124V238H123ZM101 237H106V235L105 234H102ZM214 243L215 242L213 241V245H215ZM229 245H231V244H229ZM174 247L177 248L178 245L177 244H174ZM195 247L196 246L194 245V248ZM242 247H244V248H242ZM175 248H172V246L170 245L169 249H165L162 246H155V248L154 249L152 248V249L153 250H157V251L164 249V250H166L168 252V255L165 256V257H163V258H167L168 256H170V259H174L175 258L174 257V254L171 255V252H173L175 250ZM201 249H206V248H203L202 247ZM245 249H246V251H248L250 249L252 251H255L254 256H251L250 254L247 255ZM63 250H66V249H63ZM63 250H60V251H63ZM134 250H136V249H134ZM178 250H179V252H177V253L178 254H181L182 250L179 249V248H177L176 251H178ZM195 250H196L197 253H199V255L201 257H203V256L210 257L211 256V258H209V260L212 261L214 259L213 262H215L216 264H219L217 262V259H216V255L215 254H213V253H211V252H209L207 250H204V251L203 250H200V249L198 250L197 247H196ZM51 253H52V255H51ZM200 253L201 254L204 253V254L201 255ZM206 253H207V255H206ZM230 253H233V252L231 251ZM53 254H54V256H53ZM98 254H97V256H103L104 257V254L103 253H98ZM185 254H186V257L189 258V260L195 262L196 264L197 263L198 264H202L198 256H197L198 258L196 257L198 261L196 259H192V258H194V255L192 254V252H190L188 254H187V252H185ZM93 255L90 256V258L93 257ZM95 255H94V257H97ZM212 256L213 257L215 256V258H213ZM249 256H251V257H249ZM105 257H107V259H108L107 262H110L109 261V258H108L109 256H107L105 254ZM65 258L68 259L71 262V260L69 258H67V257H65ZM245 258L247 259V262L244 261ZM125 259H126V257H125ZM233 259H234V257L231 260H233ZM107 262L102 263V264H108ZM131 262H132V264H140L139 261L138 262L131 261ZM213 262H211L210 264H214ZM230 263H231V261H230ZM238 263H236V264H238ZM74 264H76V263H74ZM86 264H88V263H86Z\"/></svg>",
    "mask_w": 264,
    "mask_h": 264
},
{
    "label": "water",
    "instance_id": "95a60500",
    "mask_svg": "<svg viewBox=\"0 0 264 264\" xmlns=\"http://www.w3.org/2000/svg\"><path fill=\"white\" fill-rule=\"evenodd\" d=\"M14 0H3L2 5L13 4ZM70 4L65 1L60 6L56 14L53 15L55 22H62L69 15ZM257 12H255L247 3V1H241L238 8L233 14V19L237 25L245 26L252 23L257 18ZM43 60L47 65L54 67H66L71 65V61L67 58L64 52L59 47L44 49ZM34 63L38 64V61L34 60ZM36 95L40 98L46 96L47 90L43 86H37L35 89ZM202 109L208 110L212 115H218L223 111L222 107L211 100H203L199 103ZM213 128V126H208ZM26 139V138H25ZM45 145L47 156L41 159L40 166L47 167L49 161L52 163H58L64 161L68 155V148L65 146L63 140L59 135L58 125L55 124L45 135ZM9 155L19 159H26L28 157L33 158V155L29 153L28 150L23 148H17L9 151ZM221 165L218 163H207L203 171L205 174H212L219 172ZM53 224L60 234V237L55 240L52 245V250L55 251L59 248L65 241L73 239L80 234L89 231L90 227L83 221L81 215L78 213L62 212L52 218ZM142 226L149 229L151 222L148 219H144ZM102 259L95 258L91 261V264H98ZM59 264H70L68 261L63 260Z\"/></svg>",
    "mask_w": 264,
    "mask_h": 264
},
{
    "label": "flooded vegetation",
    "instance_id": "af4514ba",
    "mask_svg": "<svg viewBox=\"0 0 264 264\" xmlns=\"http://www.w3.org/2000/svg\"><path fill=\"white\" fill-rule=\"evenodd\" d=\"M51 47H58V46H50V48H51ZM14 48L17 49L18 46H15ZM47 48H48V47H47ZM43 49H44V48H42V50H41L42 53H43ZM13 50H14V49H13ZM13 50H11V51H13ZM42 53H41V54H42ZM36 59H37V58H36ZM42 59H43V58H42ZM30 60H31V61H34V59H30ZM35 61H38V60H35ZM38 62H39V61H38ZM42 62H44V60H43ZM39 63H40V62H39ZM49 95H50V94H49ZM34 96H35V93H34ZM48 97H49V96H48ZM20 140H21V139H20Z\"/></svg>",
    "mask_w": 264,
    "mask_h": 264
},
{
    "label": "crops",
    "instance_id": "0c3cea01",
    "mask_svg": "<svg viewBox=\"0 0 264 264\" xmlns=\"http://www.w3.org/2000/svg\"><path fill=\"white\" fill-rule=\"evenodd\" d=\"M42 55H43V54H42ZM50 69H54V68H50ZM48 71H49V69H48ZM49 73H50V74H54V73H51V72H49ZM17 77H18V76H17ZM17 77H16V78H17ZM159 233H160V234H163L162 230H160Z\"/></svg>",
    "mask_w": 264,
    "mask_h": 264
}]
</instances>
